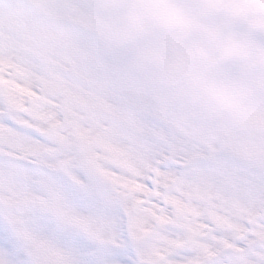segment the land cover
I'll use <instances>...</instances> for the list:
<instances>
[{
    "label": "snow or ice",
    "instance_id": "1",
    "mask_svg": "<svg viewBox=\"0 0 264 264\" xmlns=\"http://www.w3.org/2000/svg\"><path fill=\"white\" fill-rule=\"evenodd\" d=\"M217 7L221 40L252 55L222 51L201 74L218 96L259 98L264 119V10ZM24 119L0 102V264H264V195L245 214L235 207L264 188V157L242 151L264 150V128L242 118L239 130L193 131L140 109L121 139L135 170L99 165L139 185L129 190L99 173L61 111L51 124Z\"/></svg>",
    "mask_w": 264,
    "mask_h": 264
},
{
    "label": "rangeland",
    "instance_id": "2",
    "mask_svg": "<svg viewBox=\"0 0 264 264\" xmlns=\"http://www.w3.org/2000/svg\"><path fill=\"white\" fill-rule=\"evenodd\" d=\"M44 1L46 0H9L6 3L15 2V5L7 6L0 0V102L17 115L24 116L22 123L25 125L29 124V120L51 124L55 118V110L61 111L66 115L65 121L75 132L87 158L111 183L129 190L139 188V185H134L99 165L110 164L129 173L135 170L137 161L127 154L121 139L135 130L136 112L155 104L154 96L153 101L150 98L153 80L136 77L135 81L129 82V86L121 83L116 85L128 94H132V87L138 88L147 95L142 100L147 107L139 105L136 112L122 107L119 101L132 107L136 105L129 98L116 96V92L105 81L115 82L101 74L103 71L109 73L116 69V60L119 61V58L126 60L128 57L144 68L157 70L163 81L159 87L175 97L172 98L173 101L166 102L160 116L177 126L193 131L204 127L239 130L243 118L257 129L264 128V125H258L261 123L258 122V113L261 111L258 110L259 104L255 105V102L251 101L236 103L235 106L227 96H213L214 90L208 86L201 74L203 63L219 57L222 51L229 56L242 58H248L247 55L252 54L245 46L225 44L220 36L208 27L209 21L212 20H215L218 26L220 10L217 6L221 0H183L182 3L174 4L185 13V18L191 19L190 27H196V19L200 20L204 27L207 26V29H199L204 35H186L189 36L187 45L179 46L157 36L130 32L120 15L123 0H86L94 3V7L96 5L92 12H87L90 20L95 21L97 26L104 24L111 34L110 38L105 40L108 50L106 54L99 47L92 45L91 51L86 52L80 43L71 45V50L54 44L52 40L56 34L43 22L44 18L32 16L35 6H40ZM246 2L252 6L253 2L259 3V7L253 6L252 11L264 10V0ZM77 4L76 8L85 14L87 10L84 0H79ZM105 5V8H101ZM75 21L83 31L92 32L94 25L91 23L90 28L84 20ZM113 21H116V24ZM67 27L70 28L69 25L65 28ZM97 30L95 33L101 36L102 32ZM65 36L69 37L67 34ZM157 42L161 49L166 50L155 51L165 64L171 63L166 56L167 51H170V55L179 56L181 62L183 57H186V67L181 66L182 83H177L176 75L171 72L175 76L171 88L169 84H164L170 73L168 77H164L157 68L160 65L138 61L142 59L143 53L137 52L136 49L145 51L147 45L153 48ZM200 44L204 45V49L199 48ZM79 55L81 59L75 57ZM120 65L124 64L120 62ZM160 68L162 69V66ZM157 94L159 97L163 96V93ZM114 96L117 100L113 99ZM56 124L60 126L58 121ZM0 135L5 134L0 132ZM89 149L92 151H88ZM242 151L249 159L259 160L264 157V150L259 145H243ZM261 195H264V188L260 186L246 189L235 201L237 212H249L253 205L259 202ZM185 212L191 215L190 209H185Z\"/></svg>",
    "mask_w": 264,
    "mask_h": 264
},
{
    "label": "bare ground",
    "instance_id": "3",
    "mask_svg": "<svg viewBox=\"0 0 264 264\" xmlns=\"http://www.w3.org/2000/svg\"><path fill=\"white\" fill-rule=\"evenodd\" d=\"M1 1H3L5 4H7V6H9V4L15 5V2H11L9 4L6 3L9 0H1ZM78 1L79 0H46L40 6H35L36 9H35L32 16L34 18H37V17L41 18V19L44 18V19H42L43 22H45L47 24V26L49 27V29L53 30L54 33L56 34V37H55V39L53 37L52 42L56 45H59L61 48L71 50L72 46H74V44L80 43L84 47V50L86 52L91 51L90 46L92 45V46L99 47V49H101L103 51V53L106 54L108 52V50H107V45H106L107 42L105 40H106V38H110L111 34L108 32L109 30H106V27L104 26V24H100L99 26L95 25V21H91L89 18L90 15H87V12H92L93 9L96 8V5L94 7V3L87 2L86 0H84V3H85L84 6H85V9L87 10L86 13L84 14V12H81L76 8L78 5L77 4ZM246 1H249V0H246ZM258 4H259L258 2H253V6H255L256 8L259 7ZM106 6L107 5H105L101 8H105ZM22 8H24V7H22ZM26 10H28V9H26ZM68 17H71V18L73 17V19H75V20L76 19L82 20V21L84 20L85 22H87V24L90 28L92 27L91 24L94 25L92 27L93 28L92 32L89 30H87L86 32L83 31L82 28L77 26L75 20L69 19ZM106 18L108 20V16ZM190 20L191 19L189 17L186 18L187 28H186L185 33L183 35L184 37L182 38L183 41L181 40L180 44L187 45V43H188L187 37H189L193 34L196 35V33H198L200 35H204V32L201 33L200 30L201 29H207V26L205 25V27H204L202 25V23H200V20H197V19L196 20L194 19L195 20L194 23H196V27H194V26L190 27L189 26V23L191 22ZM89 23H91V24H89ZM113 23L116 24V21H113ZM208 24H209L208 27L210 29L214 30L215 33L218 36H220L218 26L216 25V21L215 20L209 21ZM66 25H69L70 28H68V27L65 28ZM96 28H98L99 30H97ZM95 29L97 31L102 32V35L101 36L99 35L100 37L95 33V31H96ZM65 34L69 35V37L68 36L66 37ZM186 35H189V36H186ZM100 38H103V39L100 40ZM49 44H52V43H49ZM147 47H148L147 50L144 48L145 51H138L136 49L137 52L143 53L141 55L142 59H139L138 61L143 62L144 64L149 62L154 66L156 64L160 65V67L162 66V69L158 66H157V68L160 70V73L164 77H168V75L170 73L168 80H166L167 82L165 81L164 84H169L170 85L169 88H171V86L173 84L172 81L175 79V76L170 71L167 70L168 65L165 64L164 61H161V56L158 53H155V51H163L164 52L166 50L161 49L160 46H158V42L153 46V48H150V45H147ZM199 48L204 49V45L200 44ZM150 49H152V50H150ZM125 50H126V48H125ZM169 52L170 51L166 52V56H168L169 62H172L177 57L170 55ZM99 54H101L100 51H99ZM251 55L252 54H249V55H247V57H249ZM75 57L81 59L80 55L78 57L77 56H75ZM183 58H184V60H183V62H181V66L186 67V63H185L186 57H183ZM256 61L258 64H264V54L256 53ZM120 62L123 63L124 65L119 66ZM116 63L118 65L116 67V69H112L109 73H106L105 71H103V72H101V74L103 77L107 76L112 81L115 82V83H113V82L109 83L108 81H105V82H107L108 86L116 92V96H120L123 98H129L136 105L135 107H132V106L127 105L123 101H119L120 104L122 105V107H128L129 110L135 111V112L137 111V106H139V105L147 107L142 101L144 97H147V95L144 94L142 91H140L138 88L132 87V89H133L132 94H128V93L122 91V89H120L116 85V83H121V84L129 86V84H130L129 82L135 81L136 77H138V78L147 77V78H150L151 80H153V82L151 84L152 86L150 87V91L152 94L150 96V98L152 100V97L154 96L155 104L150 105L147 108L153 110L155 113L160 115L162 110L165 109L166 102H169L170 100H172V98H175V97L169 95L165 90H163L162 88L159 87V86H162L161 83L163 81L161 79L162 78L161 75H159L157 70L154 71L153 68H151V67L150 68L149 67L144 68L143 66L135 63L133 61V59L132 60L128 59V57L126 60L119 58V61L116 60ZM161 63L165 64V65H162ZM99 79L100 78H97V80H99ZM100 80H102V79H100ZM157 93H163V96L159 97ZM212 94H214L213 96L217 97V95L214 91H212ZM227 97L229 98L230 102L235 103V106H236V103L243 104V103H249L251 101H254L255 105L259 104L258 110L259 109L261 110V107H262L261 100L259 98H252L246 91L237 92V93H235V95L227 96ZM113 99L117 100V97L114 96ZM253 117L255 118V116H253ZM258 122H261L258 125H264V119L260 118V121H258ZM235 251L238 254H240L241 256L243 255L242 249H235Z\"/></svg>",
    "mask_w": 264,
    "mask_h": 264
},
{
    "label": "clouds",
    "instance_id": "4",
    "mask_svg": "<svg viewBox=\"0 0 264 264\" xmlns=\"http://www.w3.org/2000/svg\"><path fill=\"white\" fill-rule=\"evenodd\" d=\"M182 2L183 0H123L120 15L133 34L157 36L179 46L187 21L185 13L174 4ZM167 70L176 75L177 83H182L179 56L167 66Z\"/></svg>",
    "mask_w": 264,
    "mask_h": 264
}]
</instances>
